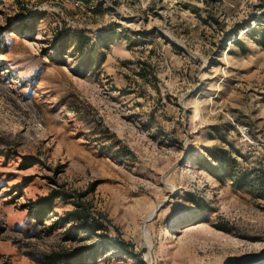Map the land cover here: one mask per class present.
<instances>
[{
  "label": "rangeland",
  "instance_id": "374dc122",
  "mask_svg": "<svg viewBox=\"0 0 264 264\" xmlns=\"http://www.w3.org/2000/svg\"><path fill=\"white\" fill-rule=\"evenodd\" d=\"M260 169L264 0H0V264H264Z\"/></svg>",
  "mask_w": 264,
  "mask_h": 264
},
{
  "label": "trees",
  "instance_id": "16d2710c",
  "mask_svg": "<svg viewBox=\"0 0 264 264\" xmlns=\"http://www.w3.org/2000/svg\"><path fill=\"white\" fill-rule=\"evenodd\" d=\"M217 159V164H216V170H220V173L218 172H213V170H210L209 168H205L207 171L212 172L214 175H216L217 178H221L222 175L225 172V169L228 167V163L225 160H219L220 158H216ZM207 163V162H206ZM223 170V173H222ZM234 178V182L235 184H237L239 187H244L246 185H250V186H255L259 189L258 194L259 195H263L264 194V169H260L257 171L254 179L247 181L246 178ZM61 197L60 192H54L53 194L49 195V196H45L43 198H40L36 203H35V215H38L39 213H51L52 212V207H53V202L55 201V199ZM57 201V200H56ZM79 206H75V208L69 212H67V214H65V217L62 218V221H77L78 224L73 227V228H78L79 230L81 229L80 226L85 227V229L83 230L86 233H90V234H94V231L96 230V228H100L99 225H97L95 222H89L88 220L89 218L86 215V212L84 209H78ZM45 217V216H44ZM74 235V232H67V237L70 238ZM104 240H102L104 243L107 242V240L105 238H103ZM110 246L118 249V250H122V251H127L125 246L123 245L122 242H113L111 244H109ZM95 251V248L93 249H89L87 250V254L92 255ZM80 253L78 252H74V253H63V254H59L57 256V260L61 263V264H70L72 262L75 261V259H77L79 257Z\"/></svg>",
  "mask_w": 264,
  "mask_h": 264
},
{
  "label": "built area",
  "instance_id": "2783aa9c",
  "mask_svg": "<svg viewBox=\"0 0 264 264\" xmlns=\"http://www.w3.org/2000/svg\"><path fill=\"white\" fill-rule=\"evenodd\" d=\"M243 129H244V128H243ZM243 129H241V130H240V131H241V133H244V132H243Z\"/></svg>",
  "mask_w": 264,
  "mask_h": 264
}]
</instances>
